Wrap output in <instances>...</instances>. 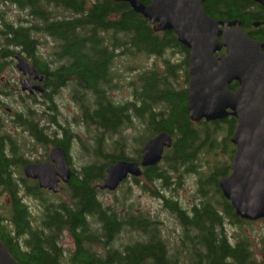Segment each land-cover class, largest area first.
Returning a JSON list of instances; mask_svg holds the SVG:
<instances>
[{"label":"trees","instance_id":"16d2710c","mask_svg":"<svg viewBox=\"0 0 264 264\" xmlns=\"http://www.w3.org/2000/svg\"><path fill=\"white\" fill-rule=\"evenodd\" d=\"M0 1L29 9L33 18L32 28L28 29L15 28L3 19L8 30L1 35L2 47L14 45L31 52L39 47L35 34L45 33L52 47L64 49L62 60L68 68L52 73L51 86L58 88L73 81L82 94L104 98L109 90L114 94L122 91L121 81L114 82L109 75L118 77L125 67L131 76L126 106L97 100V112L92 113L90 100H82L88 107L87 123L98 125L97 145H90L88 140L83 143L86 149L82 151L93 161L83 165L64 186L60 194L64 192L65 200L60 194L41 190L35 182L22 179L18 183L13 171L23 164V158H18L23 157V149L16 144L19 151L14 146L12 153L18 159H7L0 145V197L7 196L9 201V206L3 207L6 213L0 211V240L20 264H264V260H256L248 238L232 244L224 233L226 222L240 230L258 223L242 221L219 188L220 179L228 176L231 168L229 163L217 162V158L223 153L232 159L235 148L230 137L237 121L189 122L187 90L180 91L177 80L178 73L188 69L189 51L173 32H154L149 21L128 3L114 0ZM138 1L144 5L152 2ZM204 8L215 20L241 21L246 32L252 22L264 16L254 0H207ZM258 34L256 39L260 38ZM169 51L172 56H184L182 64L167 58ZM149 59H155L151 66L145 63ZM37 61L45 66L43 60ZM135 62L141 64L132 68ZM236 86L234 83L230 89ZM30 119L33 123L22 122L24 128L36 140L48 143L35 115ZM226 128L230 130L228 138L220 139ZM161 132L171 135L173 146L166 150L162 163L145 169L142 179L154 187H150L151 193L163 201L182 228L173 244L158 216L137 213L128 204L130 188L123 191L121 207L116 203L104 205L100 200L105 192L99 185L106 178L108 165L119 160L138 161L143 144ZM129 137L141 145L134 159L126 157ZM186 175L196 179L199 201L188 210L178 200L158 192L159 184L163 189L181 188ZM140 180L133 182L139 186ZM23 196L38 203V213L31 211ZM259 223L264 224V220ZM123 232L138 237L122 241ZM65 235L73 242V251L63 246Z\"/></svg>","mask_w":264,"mask_h":264},{"label":"water","instance_id":"95a60500","mask_svg":"<svg viewBox=\"0 0 264 264\" xmlns=\"http://www.w3.org/2000/svg\"><path fill=\"white\" fill-rule=\"evenodd\" d=\"M128 3L143 16L156 33L173 32L189 51L188 113L196 125L220 122L229 117L237 126L230 137L235 147L230 175L220 179L219 188L245 222L264 220V42L251 39L240 21H219L204 8L207 0H114ZM264 8V0H254ZM223 51H225L223 53ZM20 70L42 81L39 73L22 61ZM32 73V74H31ZM238 84L235 91L230 89ZM37 90L43 91L41 87ZM173 138L163 132L142 149L141 162L120 161L107 168L101 191L115 192L129 177L140 178L143 169L162 162ZM52 163L29 165L27 178L38 179L43 189L58 193V178L66 183L71 172L64 151L54 149ZM0 264H20L0 240Z\"/></svg>","mask_w":264,"mask_h":264},{"label":"flooded vegetation","instance_id":"af4514ba","mask_svg":"<svg viewBox=\"0 0 264 264\" xmlns=\"http://www.w3.org/2000/svg\"><path fill=\"white\" fill-rule=\"evenodd\" d=\"M1 5L4 6L3 11L1 10ZM260 7L263 9L264 12V8L262 6ZM13 8L17 9L14 11L16 14L18 13V16H16V20L14 22H11L13 23V26H15V28L17 27L26 28V29L32 28V22H33V18L30 15L29 9L27 10L21 9L16 4L12 5L9 4L8 2H2V4H0V21H1L0 22V145L3 146V151L7 159L16 160L19 158V160L21 161L23 158L22 156L16 158L15 155H13L12 153V147L15 146L16 148V144L20 145L21 140H18L20 134L22 133L28 134L29 137L32 138L34 145L45 144L36 140L33 137V135L30 133V131L25 129L22 124L24 120L27 121L31 120L33 123L34 120L30 118H32L34 115L36 118L38 117L37 112L33 108V105L42 107L43 110H41V113L38 112L40 115L39 116L40 119H36L35 122L37 123L39 130H41L44 136L47 137L48 143H46L44 146H46V148H49V150L46 151V156L43 161L33 162L23 158V162H22L23 164L20 166L23 175H20V177H18L16 176L14 171H13V175H14V179L18 183L22 179H26L28 181L37 183L38 187L43 191H46L52 195H59L62 192L64 186L69 185L72 178L75 177V175H78V173L76 172H78V170H81L83 165L89 163L91 164L93 161L91 157L87 158L89 159L88 162H86L87 160L86 159L84 161V164H82L79 168H74L73 163L75 161V156H74L75 149L78 150L80 149L79 151L83 152L82 150L86 149V146L83 145V143L86 144L87 140L89 141L90 145L94 147L97 145L96 135L98 132L97 129L98 125L96 123H90V124L87 123L85 112L88 111V107L83 103L82 100H90V105H91L90 111L92 113L97 112V105H96L97 100H110L112 102H116L117 104L126 106L128 105V101L130 99L129 97L130 77L128 78L129 74L127 73V68L125 67H123V71L121 72V74L118 75V77L115 76L113 78L111 75H109V78L110 79L112 78L111 80H113L114 82L119 80L121 81L122 91H120V93L123 95L121 99L116 97L114 95V92H111L110 90L109 92H106L107 95L104 96V98H99L92 93L82 94L81 91H77V89L74 87L73 81H67L63 86H60L58 88L51 86L52 84L50 83L52 79V73L57 71H63L68 68L67 65L65 64V61L62 60L64 56V51H63L64 49L62 50L58 48L52 53H46V51L40 50L41 47L40 42H38L39 47L31 52H28L25 49L14 45H9V46L6 45V47H2L1 35L3 32H6L8 30L7 28L8 24L5 25L3 19L9 21L7 11L8 10L10 11ZM241 24L243 31L251 39L264 42V16H263V20L259 22L251 23V29L249 30V32H246L242 22ZM42 29L44 30L43 27ZM257 34L258 36H260L259 39L258 38L256 39ZM35 35L38 41H40L39 36H44L48 38V35L45 33H38ZM224 52L225 51H223V53ZM36 57L38 59L43 60L44 61L43 65L45 66H41V64L39 63L40 61H37ZM122 60L124 61V59ZM19 61H22L25 64H27L29 67L35 69L42 77V81L36 79L32 73H31L32 75H28L25 74L23 71H21L19 66ZM183 76H184V82L186 83L185 89L187 90V93H185L183 90L180 91H183L185 94H187L186 107L188 112L189 66L187 71L183 73ZM180 83L181 82L179 80L178 84L181 86ZM235 84L237 86L233 91H235L238 88V84L237 83ZM37 87H41L43 91L37 90ZM65 101L69 103L68 105L71 109V112L64 113L61 110L60 106H63V110H64ZM9 104L20 105V106L18 108L12 109L9 106ZM188 120H189V113H188ZM19 121H21L20 124ZM76 128H78L79 132L76 131ZM159 134H157L156 136H158ZM147 142L143 144L142 149L144 148ZM54 149H61L64 151L66 163L69 168V171L71 172V178L66 183L63 181L62 177L57 176L59 180L58 193H53L48 189L41 188L38 179L27 178L24 173L25 168L29 165H41L47 163H52V165L58 171L57 165L51 159V155ZM142 149L138 161H128V162L140 163L142 160ZM18 151L19 149H17V152ZM85 154L86 153L83 152V155ZM85 157H87V155H85ZM120 161H124V160H119L116 163ZM111 165L112 164L108 165V167ZM144 171L145 169H143V173ZM142 176L140 178H142ZM135 179H139V178L129 177L126 181L135 180Z\"/></svg>","mask_w":264,"mask_h":264},{"label":"rangeland","instance_id":"374dc122","mask_svg":"<svg viewBox=\"0 0 264 264\" xmlns=\"http://www.w3.org/2000/svg\"><path fill=\"white\" fill-rule=\"evenodd\" d=\"M0 4L1 1H0ZM11 7V6H9ZM4 6L1 5V10L3 11ZM14 10H17L15 8L11 9L10 11H7L8 17H9V22H14L16 20V16H18V13L16 14ZM20 16V15H19ZM40 39V50L42 51H46V53H52L54 52L57 48L54 46L52 47L50 45L51 40L48 39L47 37L44 36H39ZM167 58H171L172 62H174L175 64L177 63H181L184 61V57L181 55H173L172 56V52L169 51V53L167 54ZM121 60L123 58L119 57L118 60ZM155 59H149L148 61L145 60V63L148 66L153 65ZM160 63V62H159ZM141 63L135 62L133 64H131L132 68L136 67L137 65H140ZM162 64V63H161ZM182 64V63H181ZM163 67V64L162 66ZM183 73H178L181 75H177V80L179 83L180 80V84L181 86H178V88H180V90L185 89L186 88V83L184 82V76ZM135 76V74H133ZM131 77L130 75H128V78ZM183 79V80H182ZM176 88H177V84H175ZM116 97L118 98H122V94L119 93H115L114 94ZM68 102H64V110H63V106L61 107V110L65 113L67 112H71V109L68 105ZM9 106L12 109L18 108L20 105H12L9 104ZM33 108L35 109V111L37 112V119H40V115L38 112L41 113V110H43L42 107L40 106H36L33 105ZM42 119V118H41ZM21 130V129H19ZM76 131L79 132L78 128H76ZM22 133V132H21ZM130 136H133L134 134L131 132H127ZM230 134V130L228 128L225 129V131L223 132V138L220 136V139H224V138H228V135ZM134 138H130L129 137V141L127 140V149L125 150L126 152V157L127 158H131L134 159L135 155H137V146H141L140 144H136L133 141ZM18 140H21V147L23 149V158L29 161H43L45 156H46V151L49 150V148H46V146H44L45 144H41V145H34V142L32 141V138L29 137L28 134L22 133L20 134ZM80 150V149H79ZM78 149H75L74 152V156H75V161L73 163L74 168H79L82 164H84V161L88 158L85 157V155H82V153L79 151ZM231 155L227 154L224 155L223 153H221L219 155V157L217 158V162L219 163H229L231 162ZM89 159L86 160V162H88ZM21 168L20 169H16L15 174L16 176L20 177V173H21ZM204 172V171H202ZM143 178V177H142ZM139 181V186H137L133 181L134 180H130V181H126L125 183H123V185L121 187H119L115 192L109 193L104 191L105 193L103 195H100V200L101 202H103L104 205H114L115 203L120 205L121 207V201H122V197H123V191L126 188H130V192L131 194L128 196V198L126 199L128 201V204H131V206L133 207V210L137 213H140L142 211L149 213L152 215V217L154 216H158L159 220H160V224H162L164 226V230L166 237H169L171 240V243L173 244L174 241L177 239L178 235L181 234L182 232V228L180 227L177 219L168 211L165 209V206L163 205V201L159 198H156L154 194L151 193V188L154 189V187L151 185L149 186V184L146 183V180L142 179ZM18 180V179H17ZM182 185L181 188H171L170 189H163L161 187V185H158V192H160V194H164L165 197L173 199V200H178L180 206L184 209V210H188V208H190V206L194 203H199L198 196H197V187L195 185L196 183V179L193 176H189L186 175L185 177H183L182 180ZM147 188V189H146ZM61 195V199H66L64 192ZM24 197V196H23ZM116 198L119 199V201L115 200ZM26 203L29 205V208L31 209V211L35 214L39 212V207H38V203L31 199V198H24ZM217 197L214 196L213 201L217 202ZM116 201V202H115ZM9 206V201L7 196H2L0 197V211L1 213H6V211L3 212V207ZM245 229L240 230L239 227H236L235 225H233L231 222H226L225 227H224V233H226L227 237L229 238L230 242L232 244H236L238 243V241L242 238H248L251 243H252V250H254V254L256 255V260L257 261H263L264 260V243H263V239H264V224L263 223H257L252 227L246 226L244 227ZM247 236V237H245ZM131 237H138L137 234L131 235L128 233L123 232L122 234V241L127 240ZM63 246L66 249H70L71 251H73V247L74 244L73 242L70 240L68 235H65L64 240H63Z\"/></svg>","mask_w":264,"mask_h":264}]
</instances>
